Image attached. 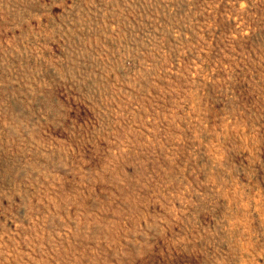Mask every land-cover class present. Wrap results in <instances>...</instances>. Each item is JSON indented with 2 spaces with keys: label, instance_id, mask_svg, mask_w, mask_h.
<instances>
[{
  "label": "rangeland",
  "instance_id": "obj_1",
  "mask_svg": "<svg viewBox=\"0 0 264 264\" xmlns=\"http://www.w3.org/2000/svg\"><path fill=\"white\" fill-rule=\"evenodd\" d=\"M0 264H264V0H0Z\"/></svg>",
  "mask_w": 264,
  "mask_h": 264
}]
</instances>
